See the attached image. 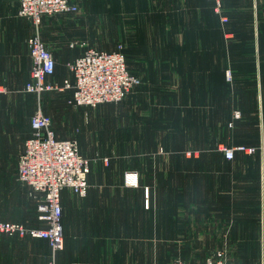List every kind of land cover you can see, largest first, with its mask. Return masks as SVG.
Returning <instances> with one entry per match:
<instances>
[{"label":"crops","instance_id":"crops-1","mask_svg":"<svg viewBox=\"0 0 264 264\" xmlns=\"http://www.w3.org/2000/svg\"><path fill=\"white\" fill-rule=\"evenodd\" d=\"M129 6L117 3V11H129ZM19 12L17 0H0V178L9 173L10 178L15 174L17 180L19 159L32 137L31 121L39 108L58 124L66 117L71 120L69 124L75 125L78 120L83 124L82 118H76L82 117L90 107L70 105L75 78L68 64L82 56L92 43L88 35H82L84 27L73 14L44 16L38 30L56 61L55 72L47 82L62 88L68 82L71 87L44 92L40 97L27 93L25 88L31 81L32 69L28 40L36 34L37 28ZM260 31L264 43V25ZM83 44L88 46L85 48ZM159 52L160 49L155 48L144 59L178 65L184 86L188 85L190 61L210 60L214 71L219 58L215 52L184 55L174 52L159 55ZM257 60L258 53L256 69L260 66L257 67ZM196 75L204 76L208 72L197 63ZM256 77L260 79V70ZM258 85L261 117L251 122L250 125L256 127L251 129L246 142H238L236 137L232 139L230 130L243 131L241 126L248 125L247 122L236 119L232 130V123L226 128L228 119L222 118L216 119L217 136H222L220 144L210 148L208 142L199 139L202 149L187 152L186 160L181 158L179 166H174L172 160L163 167L152 163L141 170L132 169L126 160L108 164L102 157L92 161L88 195L81 198L70 189L61 192L64 249L57 254L56 264H171L176 256H181L188 264H206L207 258L197 262L196 254L200 253L204 242L203 248L214 249L213 252L224 250H217L224 237L228 238L230 264H260L264 216V106ZM200 91L197 89L196 93ZM137 92L138 89L133 92V98ZM188 92L186 100L189 102ZM127 98L121 101L118 111L135 110L131 109L136 107L135 101L130 103ZM198 105L203 106L201 102ZM54 131L57 139L63 140L61 131L55 128ZM139 139L143 144H151L154 138L146 134V138L141 135ZM222 146L255 151L236 150L234 159L228 160ZM130 151L125 150L124 157H130ZM143 152L141 154L151 156L152 150ZM132 153H136L135 148ZM173 172L180 173L179 183L173 181ZM160 173L165 174L163 180ZM130 174H138V185L128 184ZM19 184L24 187V224L16 223L28 228H44L38 211L40 195ZM174 189L180 190L179 198L174 197ZM1 218L5 217H0L2 222L15 223ZM208 238L213 239L211 246ZM50 260L51 247L47 240L28 236L0 237V264H49Z\"/></svg>","mask_w":264,"mask_h":264},{"label":"rangeland","instance_id":"rangeland-1","mask_svg":"<svg viewBox=\"0 0 264 264\" xmlns=\"http://www.w3.org/2000/svg\"><path fill=\"white\" fill-rule=\"evenodd\" d=\"M239 1L246 4L252 1L253 6L252 4L251 7L244 4L237 6L236 1L233 8L227 6L226 9L225 5L224 11L231 13L232 19L237 23L254 16L259 27L264 25V0ZM75 2L79 5V12L73 14V17L84 27L82 35H88L91 39L89 47L101 51H116L122 48L130 71L140 80L139 87L136 86L138 88L135 87V91L126 96L127 100L132 101L130 103L134 101L136 103V107L131 108L135 109L133 111L126 108L118 111L117 107L122 104L119 102L88 108L82 117L78 115L76 118V120L82 118L83 124L80 120L75 125L69 124L71 120L67 117L64 119L60 117L58 124L51 118L55 130L61 131L60 138L76 140L81 154H84L90 165L92 161L103 157L104 163L108 164L122 163L126 160L132 169L139 167L143 170L152 163L163 167L168 162L172 163V160L174 166H179L181 158L186 160L187 152L193 153L202 149L199 139L208 142L210 148L220 144L222 136H217L216 119L222 118L228 119L226 128L229 122L232 123V130L236 127L234 123L236 119H244L248 125H242L241 128L244 130L236 133L229 129L230 137H233L232 139L236 137L238 142L248 140L247 136L252 133L251 129L256 127L250 125L251 122L261 117L258 84L261 86L264 106V77L262 80L253 76L239 77L244 83L235 84L233 88H236V85L242 86L239 88L241 93H230L223 102H218L220 99L215 94L217 101L211 100L208 103L202 100L205 93L190 94L188 102L186 91L193 86H184L185 82L177 68L178 65H173V62L167 64L144 59L148 57V52L155 51V48L160 49L159 55L166 52L183 55L205 53L215 38L214 10L211 4L203 0H75ZM117 3L131 5L129 11L118 12ZM220 7L221 3L220 6L216 4L217 13ZM121 8L126 9L123 6H120ZM222 28L225 30V25ZM226 38H233V35H226ZM246 56L248 54H237V59ZM225 77L226 83H232L233 75L230 70L226 72ZM251 88H255L256 91ZM137 89L138 92L133 98L132 94ZM250 90L251 94L248 95ZM235 97H238L236 102ZM254 101L258 104L256 102V105H253ZM199 102L203 106L198 105ZM262 114L264 118V108ZM146 134L153 136L151 144H143V140L139 139L141 135L146 138ZM134 148L136 153H132ZM128 149L132 155L124 157V151ZM149 150H152L153 155L141 154V151L145 153ZM137 151L140 153L137 154ZM172 174L167 173L168 176L172 175L174 182L179 183L180 173ZM159 176L163 180L165 174L160 173ZM159 176L157 179H160ZM11 178L9 173L6 177L1 175L0 178V217H5L1 218L2 220L24 224V187L19 184L15 174H12ZM128 184L135 186L130 182ZM179 191L173 190L174 197H180ZM207 241L211 246L213 239L208 238ZM227 245L228 238L224 237L221 247L217 249H224L222 251L226 259L229 256ZM203 246L200 253L196 254L197 262H202L214 253V249ZM175 259H181V256H176ZM49 264H56V257L53 258L52 251Z\"/></svg>","mask_w":264,"mask_h":264},{"label":"built area","instance_id":"built-area-1","mask_svg":"<svg viewBox=\"0 0 264 264\" xmlns=\"http://www.w3.org/2000/svg\"><path fill=\"white\" fill-rule=\"evenodd\" d=\"M19 15L32 20L37 28L36 34L28 40L32 60L31 81L25 92L40 97L44 92L70 88L47 82L55 72L56 61L42 41L38 27L44 16L77 14L79 5L75 0H17ZM220 6V0H214ZM86 48V45H83ZM75 78L74 96L70 101L75 107H97L108 103H119L140 84L137 76L130 73L122 48L113 51H99L87 48L82 56L68 64ZM32 137L26 142L25 151L18 163V180L41 197L38 204L40 220L44 228H28L23 224L0 221L1 236L31 237L47 240L52 256L64 249L62 226L63 208L61 192L70 189L77 196L88 195L90 172L89 161L81 154L76 140H59L51 118L44 115L41 108L31 121ZM228 160H233L235 151L253 153L254 149L245 147H221ZM128 183L138 184V174H130ZM171 264H188L175 259ZM206 264H230L222 251L207 257ZM264 264V216L261 221V260Z\"/></svg>","mask_w":264,"mask_h":264},{"label":"trees","instance_id":"trees-1","mask_svg":"<svg viewBox=\"0 0 264 264\" xmlns=\"http://www.w3.org/2000/svg\"><path fill=\"white\" fill-rule=\"evenodd\" d=\"M203 1L211 4V7H213V22L215 26V32L213 35V37L215 38L208 48L205 47V53L215 52L218 54L219 58L215 62L216 69L214 71H212V62L210 60L198 62L196 59H194L190 61L191 69L189 71L190 75L188 77V85H192L193 87L189 89L188 97L190 96V94H199L196 93L197 89L199 88L202 90H199L201 94L205 93V96L202 95L204 101H217L215 96V94H217L220 99V101L218 102H223L226 100L228 94L235 92L237 94L241 93L239 88L242 86L236 85V88H233V85L235 84L244 83L239 79V77H256L257 70H260V80H262V78L264 77V49H262L261 31L258 23L255 22L254 16H250L244 22L237 23L232 19L231 13H227L224 11L225 5L226 9L227 6L233 8L236 4V1H238L237 6L239 4H244L250 7L251 4L253 6L252 1H248V3L246 4L244 1L239 0H222L219 13L215 11L216 2L214 0ZM223 22L225 24H222ZM224 25L226 27L225 30H223L222 28V26ZM226 35H233V38H226ZM256 53H258L259 55V61L257 60V67L259 66V64L260 66L258 67V69H256ZM237 54H248V56L242 59H237ZM197 63L204 66L205 70L208 72V75H196ZM177 68L179 69V67ZM228 70H230L231 75H233L232 83L225 82V76ZM130 73L135 75L131 71ZM208 86H211L212 88L208 89ZM204 87L206 88V90L208 89V91L204 90ZM250 94L251 90L249 91L248 95ZM240 98H243V96H240ZM228 100L230 101L231 97H229ZM236 101H238V97L234 98V102Z\"/></svg>","mask_w":264,"mask_h":264}]
</instances>
